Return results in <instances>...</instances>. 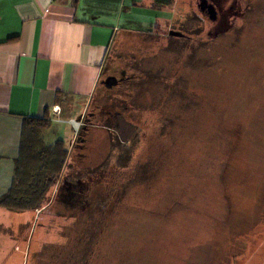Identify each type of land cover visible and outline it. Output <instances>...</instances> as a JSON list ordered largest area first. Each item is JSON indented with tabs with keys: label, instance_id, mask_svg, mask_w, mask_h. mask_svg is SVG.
Wrapping results in <instances>:
<instances>
[{
	"label": "rangeland",
	"instance_id": "374dc122",
	"mask_svg": "<svg viewBox=\"0 0 264 264\" xmlns=\"http://www.w3.org/2000/svg\"><path fill=\"white\" fill-rule=\"evenodd\" d=\"M171 1L116 37L76 130L43 132L75 139L23 264L264 262V0Z\"/></svg>",
	"mask_w": 264,
	"mask_h": 264
},
{
	"label": "crops",
	"instance_id": "0c3cea01",
	"mask_svg": "<svg viewBox=\"0 0 264 264\" xmlns=\"http://www.w3.org/2000/svg\"><path fill=\"white\" fill-rule=\"evenodd\" d=\"M171 5V0L161 6L155 0H0V198L13 181L23 119L47 116L51 125L45 131L56 122L79 121L84 110L77 106L90 102L116 37L157 30ZM74 139L58 140L69 152ZM46 209L0 206V264H23L34 218ZM49 229H40L38 247L48 242L43 237Z\"/></svg>",
	"mask_w": 264,
	"mask_h": 264
},
{
	"label": "trees",
	"instance_id": "16d2710c",
	"mask_svg": "<svg viewBox=\"0 0 264 264\" xmlns=\"http://www.w3.org/2000/svg\"><path fill=\"white\" fill-rule=\"evenodd\" d=\"M155 4L168 5L170 0H155ZM50 125L51 120L47 116L23 119L13 181L9 190L0 198V206L33 212L49 206V194L57 185L69 155L62 140L52 144L44 143L42 134Z\"/></svg>",
	"mask_w": 264,
	"mask_h": 264
},
{
	"label": "water",
	"instance_id": "95a60500",
	"mask_svg": "<svg viewBox=\"0 0 264 264\" xmlns=\"http://www.w3.org/2000/svg\"><path fill=\"white\" fill-rule=\"evenodd\" d=\"M198 6H199L201 11H203L206 8L209 12L211 20H213V21L215 20V14H214V11L212 10V6L208 5L206 0H200ZM169 35L170 36H179L178 33L172 32V31L169 32Z\"/></svg>",
	"mask_w": 264,
	"mask_h": 264
},
{
	"label": "built area",
	"instance_id": "2783aa9c",
	"mask_svg": "<svg viewBox=\"0 0 264 264\" xmlns=\"http://www.w3.org/2000/svg\"><path fill=\"white\" fill-rule=\"evenodd\" d=\"M72 125H73L74 129L76 130V128H77V124H75V123L73 122Z\"/></svg>",
	"mask_w": 264,
	"mask_h": 264
},
{
	"label": "flooded vegetation",
	"instance_id": "af4514ba",
	"mask_svg": "<svg viewBox=\"0 0 264 264\" xmlns=\"http://www.w3.org/2000/svg\"><path fill=\"white\" fill-rule=\"evenodd\" d=\"M202 13H205V14H207L205 11H202Z\"/></svg>",
	"mask_w": 264,
	"mask_h": 264
},
{
	"label": "bare ground",
	"instance_id": "6f19581e",
	"mask_svg": "<svg viewBox=\"0 0 264 264\" xmlns=\"http://www.w3.org/2000/svg\"><path fill=\"white\" fill-rule=\"evenodd\" d=\"M106 63H108V62H106ZM110 88V87H109Z\"/></svg>",
	"mask_w": 264,
	"mask_h": 264
}]
</instances>
